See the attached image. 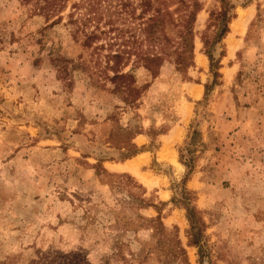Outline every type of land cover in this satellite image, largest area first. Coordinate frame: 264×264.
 Listing matches in <instances>:
<instances>
[{
	"label": "rangeland",
	"instance_id": "374dc122",
	"mask_svg": "<svg viewBox=\"0 0 264 264\" xmlns=\"http://www.w3.org/2000/svg\"><path fill=\"white\" fill-rule=\"evenodd\" d=\"M38 1L0 0V264H159L145 257L158 217L189 264H264V0H202L184 38L195 65L170 57L156 78L139 67L134 104L68 23L80 0L52 26ZM221 10L233 19L215 77L202 35L217 40ZM132 137L142 151L122 159ZM141 154L143 179L118 166ZM188 207L205 222L201 262Z\"/></svg>",
	"mask_w": 264,
	"mask_h": 264
},
{
	"label": "trees",
	"instance_id": "16d2710c",
	"mask_svg": "<svg viewBox=\"0 0 264 264\" xmlns=\"http://www.w3.org/2000/svg\"><path fill=\"white\" fill-rule=\"evenodd\" d=\"M67 2L39 0L37 10L51 21L50 26L56 25L64 19L62 14ZM83 7L85 11L76 17L75 12ZM203 7L202 0H80L71 6L68 23L76 25L75 34L82 32L88 41L96 44L98 72L114 85L113 92L122 95L127 104H134L141 94L136 78L139 67H144L156 78L167 58H174L180 72H187L195 65V45L192 42L184 45V38L192 34ZM232 19L233 15H228L225 10L211 11L207 29L217 26V40L207 32L202 35L204 51L215 77L220 76L218 69L221 65L213 52L216 44L230 31ZM209 90L210 86L206 85V92ZM133 139L125 142L123 147L128 151L123 153L122 159L142 151L132 142ZM98 171L100 174L106 170L100 166ZM140 204L142 207L153 206L144 199H140ZM187 216L190 221L189 245L198 247L200 262L204 261L209 257L203 242L205 222L196 207H188ZM150 222L155 224L158 238L149 245L145 257L157 251L159 264H189L187 250L177 229L174 232L169 230L160 217ZM140 264H144V260L141 259Z\"/></svg>",
	"mask_w": 264,
	"mask_h": 264
},
{
	"label": "bare ground",
	"instance_id": "6f19581e",
	"mask_svg": "<svg viewBox=\"0 0 264 264\" xmlns=\"http://www.w3.org/2000/svg\"><path fill=\"white\" fill-rule=\"evenodd\" d=\"M238 23L235 24V26H237ZM144 156L141 155H138L136 156L135 158L133 159H130V160H127L125 163L123 164H120L118 165L119 167H122V168H125V169H128L136 174H139L138 172V168H139V165L144 161ZM118 167V168H119ZM142 179L144 178V176L142 174H139Z\"/></svg>",
	"mask_w": 264,
	"mask_h": 264
}]
</instances>
